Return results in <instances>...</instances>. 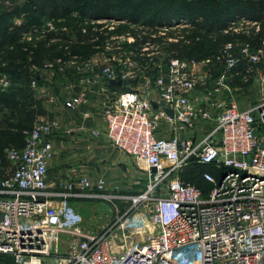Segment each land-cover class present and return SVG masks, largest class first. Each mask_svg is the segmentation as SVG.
<instances>
[{
	"label": "built area",
	"instance_id": "2783aa9c",
	"mask_svg": "<svg viewBox=\"0 0 264 264\" xmlns=\"http://www.w3.org/2000/svg\"><path fill=\"white\" fill-rule=\"evenodd\" d=\"M98 21H109L103 28L111 32L120 22L112 18L85 22L97 34L92 42L99 39L93 29ZM181 22L189 27L187 21ZM45 26L42 32L57 30L53 21ZM251 27L258 30L255 22L241 18L230 22L229 29ZM169 28L162 26L150 35L162 42L176 41L178 35L167 37ZM82 32H87L86 26ZM133 41L128 32L103 37L93 45L103 50L101 62L93 56L87 60L79 56L81 63L70 61L79 83L76 88L69 83L61 94L67 108L78 112L97 88L104 126L91 128L90 134L104 135L112 150L143 159L146 189L137 196H112L103 179L86 174L50 188L48 166L61 123L56 117L37 116L25 131L24 144L6 148V166L0 161V256H10L12 264H264V95L242 107L227 81L234 75L230 69L246 60L254 64L264 89V47L225 43L222 68L213 76L210 58L168 56L164 64L158 45L149 42L140 53L151 63L142 65L123 49ZM61 59L43 63L47 78L54 76L55 68L62 73ZM149 68L155 69L153 77ZM136 72L148 74L141 87L112 92L110 80L120 79L124 85ZM10 85L0 73V91ZM31 87L38 90L34 80ZM46 97L54 101L49 93ZM162 132L172 134L165 137ZM192 162L209 165L215 172L201 174L208 190L183 180L182 173ZM115 197L131 201L115 229L111 225L91 233L67 217L71 199ZM149 201L153 206L147 216L136 206ZM131 209L138 211L128 213ZM63 237L68 244L64 250L59 245Z\"/></svg>",
	"mask_w": 264,
	"mask_h": 264
},
{
	"label": "trees",
	"instance_id": "16d2710c",
	"mask_svg": "<svg viewBox=\"0 0 264 264\" xmlns=\"http://www.w3.org/2000/svg\"><path fill=\"white\" fill-rule=\"evenodd\" d=\"M115 10L118 12H114ZM129 10L131 12L127 16L126 12ZM19 16H22V23L14 26L13 18ZM104 16L121 17L122 20L127 19L129 24H138L140 18L144 17L139 23L143 28L169 26L181 21L189 23L183 33L176 34V41L171 42H162L159 37L152 38V32L144 29L130 31L126 30L125 25L116 27L117 31L116 28L112 31L115 35L128 32L134 37L132 43L123 44V49L131 52V58L142 65L151 63L149 58L140 53L146 42L161 45L165 51L164 64L168 56L210 58L213 76L222 68V49L225 43H249L254 47H264V0H22L21 3H14L12 7L0 12V73L11 82L9 88L0 91V146L10 144L21 147L24 144L25 131L31 128L37 116L46 114L41 99L36 97L31 87V80L37 85L43 82L39 75L44 70L43 63L79 54V45L84 44L89 48L100 43L103 38L99 34V39L92 42L97 34L85 22ZM241 18L255 22L258 30L254 27L247 31L229 29L230 22ZM45 19H58L57 30L41 32L29 40L22 37L24 33L40 26ZM62 26H66V29L62 30ZM84 26L87 30L85 33L82 32ZM51 40H54V44L47 45ZM234 52L237 53V47ZM86 54L88 53L84 56ZM218 56L219 59L216 58ZM246 62L240 60L230 69L233 77L248 76V81L240 84L242 86L248 85L253 76L252 71H246ZM154 72L155 69L149 68L147 73L153 77ZM71 76L70 72L66 74L68 78ZM229 84L233 85L232 82ZM108 85L119 92L124 90L123 87ZM4 111L10 112L13 117L3 114ZM0 158L1 165L6 166L5 158ZM190 164H196L198 168L194 173H186L189 165L185 167L183 180L198 184L204 191L208 190L209 185L202 180L201 174L204 171L215 172L209 165L197 162ZM196 180L200 183H196ZM201 182L206 186H199Z\"/></svg>",
	"mask_w": 264,
	"mask_h": 264
},
{
	"label": "rangeland",
	"instance_id": "374dc122",
	"mask_svg": "<svg viewBox=\"0 0 264 264\" xmlns=\"http://www.w3.org/2000/svg\"><path fill=\"white\" fill-rule=\"evenodd\" d=\"M4 9L5 8H2L0 6V12ZM114 12H118V11L115 10ZM130 12L131 10L126 12L127 16L130 14ZM103 18H112L115 21H120V22L114 23L115 28L125 25L127 27L126 30H130V31L135 30V29H138V30L144 29V30H147L148 32L158 33L160 27H162V26H152V27L145 26V28H143V26H141L139 23L142 22L144 17L140 18L141 21L138 24H129L127 19L122 20L121 17H116V16L115 17H105V16L98 17L99 20ZM13 22L18 23L20 22V19L14 18ZM98 22L99 23L97 22L94 23L93 29L99 34L101 33L100 34L102 36L101 38L109 37L110 35L114 34L111 31H109L107 28H103V24H108L109 21H98ZM175 24L169 25V26L163 25L168 28L170 26H173L172 28H169L168 31H166L167 37H175L177 36L176 34L183 33L182 31L185 29L186 27L185 24L187 23L179 22L176 25ZM232 26H235V25H232ZM44 27L46 26H44L42 23L41 29L40 30L39 28L35 29L34 34L38 35L39 33H41L42 30H44ZM57 27H59V25H57ZM115 31H117V28ZM113 44L115 45L117 43L113 42ZM157 45L160 48V51L162 52V54L164 55L165 51L163 50L161 45L160 44H157ZM78 48L82 53H84V55L85 53H88V54L84 56L81 52H79L80 55L73 54L69 58L64 57L61 59L60 62H58V64L63 66L64 68L63 71L65 70L67 73L70 72V74L72 75L71 77L62 79L64 77L59 76V73L61 72L57 68H55V70H53L54 76H52L51 78H47L48 83L44 81L45 82L44 87L47 88L48 93L52 97L53 96L56 97V91H55L56 89L58 90L60 88L61 93L64 92L66 90L65 87L69 85V83L75 86V88L78 86L80 78L77 76V73H74L75 71L72 72L71 70L75 69L76 67L72 63H76V62L81 63L82 60L79 61V56H80V59L82 58L83 60H87L91 58V54L93 52H95L94 57H96V56H101L102 55L101 52L103 51L101 48H95L93 46L88 48L84 44L79 45ZM74 56H78V57L76 59L75 58L73 59ZM70 61L72 63H70ZM245 68L247 72H251V71L253 72L252 79L248 83V85L246 86L240 85L248 81L247 75H243L242 77H239V76L233 77L230 75L227 79L228 83L229 82L233 83L232 85L233 87L231 88L234 89L235 97L238 101L241 102L242 107H248L254 104L262 95H264V89L261 90L260 88V82L257 78L258 76L254 74V64L247 61L245 63ZM94 69H96L95 66H94ZM148 71L149 69L147 70V72ZM146 75H148L146 72H136L135 78L129 79L125 82V86H126L125 89H128L130 87H141L143 82L145 81L144 76ZM59 77L61 78L60 80H59ZM63 81L65 82L62 83ZM52 83H53V87L50 88L49 84H52ZM46 98L48 100V97ZM100 99H101L100 101H102V97ZM46 101L45 100L43 101L45 106L50 107L53 104L50 101H47V102ZM3 114H8V116H11V118L13 117V115L10 112L7 113V111H4ZM46 116L55 117L56 113H51L49 109H47ZM262 131H264V128L262 129ZM8 146H10V144H5L4 146H0V157H4L5 150ZM119 156L120 158L116 160L118 161L120 160L121 164H118L119 167H116V170H114L110 174L108 173L109 176H111L112 174L111 176L112 179L110 180L111 182L107 181V188H109V191H106L107 194L112 195V196H118V195L137 196L138 194H141L146 189V184L148 182L147 177H146L147 176L146 162L143 159L134 158L131 156H127L125 154H120ZM0 161H1V158H0ZM59 161L60 159L56 157V153H55V157H53L52 161L49 163V166H48L49 175H52V173L55 172V170H57V167H59ZM196 168H198L196 164H189V169H188L189 171L187 170L186 173L187 172L194 173ZM115 173H117V175H115ZM117 179H119V181H115ZM196 183H200V181L196 180ZM199 186L205 187L206 184L204 183L202 184L201 182V185ZM155 192L157 193L156 189L154 190V193L151 192L150 195L154 197L155 195H157L155 194ZM130 205H131V201L129 200L123 201L117 197L110 198V199H104V198L71 199L67 203V209H68L67 217L70 219V222L73 225L82 228L84 231L91 232V233H100V232L105 231L108 227H111V225H113L112 229H115V226H116L115 222H117V219L120 217L119 215L122 214L128 207H130ZM152 206H153V201H149L146 203L143 202L142 204L136 207L140 208V210H142L148 216L149 210L152 208ZM134 211H138V210L131 209L128 211V213L130 212L132 213ZM146 221L147 220H145V222ZM124 233L125 235H129L130 238H133V239H135L136 237L139 238V235L137 234H133V233L129 234L128 232H124ZM59 245L61 249L63 250L64 248H66V246L68 245L66 242V237H63L60 239ZM0 263L12 264L13 259L10 258V256H0Z\"/></svg>",
	"mask_w": 264,
	"mask_h": 264
},
{
	"label": "crops",
	"instance_id": "0c3cea01",
	"mask_svg": "<svg viewBox=\"0 0 264 264\" xmlns=\"http://www.w3.org/2000/svg\"><path fill=\"white\" fill-rule=\"evenodd\" d=\"M21 2L22 0H0V6L2 8H10L14 3ZM14 18L20 19V22L18 23L13 22L14 26H20L22 23V16ZM47 21H53L55 25H57V22H59L58 19H45L42 22L44 26L46 25ZM41 25L33 28L31 32L24 33L22 37L26 40L31 39L32 36L37 35L34 34V31L37 28H39L40 30ZM48 44H54V41L51 40L49 43H47V45ZM94 54L95 52L91 54V57H94ZM96 58L100 61L102 56H96ZM71 71L73 72L74 69H72ZM66 74L67 72L64 70L61 74H59V76L61 75L62 77H64L62 79H65L68 78L66 77ZM39 75L42 77L43 82L38 85V90H34L36 97L41 99L44 109H49L51 113H56L55 117L61 123V131L54 137L56 157L60 159L59 167H57V170H55L52 175L48 176V184L50 188L58 189L59 185L62 182L68 179L74 180L81 174H86L93 180H96L97 178L103 179L105 183V189L106 191H109V188H107V181L111 182L110 180L112 179V174L111 176H109L108 173L110 174L111 172L116 170V167H119L118 164H121V162L120 160L118 161L116 159L120 158V154L125 153L112 150L110 147H108L104 135L94 137L90 134L91 128L95 127L102 129L104 126L100 106V98L102 96L100 97V94L99 92H97V88L95 87L94 91L89 94V99L85 103V105H83L78 112H73L70 111L65 105L64 98L61 94V89L59 88L60 90H55L56 97H54V101L52 102L53 104L48 107L43 103L44 100H47L46 95L48 93L47 88L44 87V81L48 83L47 73L44 70H41ZM60 79L61 78H59V80ZM64 82L65 81H63L62 83ZM49 86L50 88L53 87V83L49 84ZM111 86L114 85L111 84ZM115 86L123 87V89H125V86L123 84L122 86ZM198 89L196 90V93L200 92V89ZM111 90L115 93L119 92L117 89H115V87L111 88ZM152 96L153 98H156V93H153ZM7 113L9 112L7 111ZM39 116H46V114ZM162 133L165 137L172 134V132ZM185 135L187 134L185 133ZM55 153L53 157H55ZM115 175H117V173H115ZM115 181H119V179Z\"/></svg>",
	"mask_w": 264,
	"mask_h": 264
},
{
	"label": "water",
	"instance_id": "95a60500",
	"mask_svg": "<svg viewBox=\"0 0 264 264\" xmlns=\"http://www.w3.org/2000/svg\"><path fill=\"white\" fill-rule=\"evenodd\" d=\"M110 83L120 86L122 84V81L120 79H118V80H110ZM169 113L171 114V111L170 110H169ZM151 171H154V168H151ZM1 215L2 214L0 213V218H1Z\"/></svg>",
	"mask_w": 264,
	"mask_h": 264
}]
</instances>
